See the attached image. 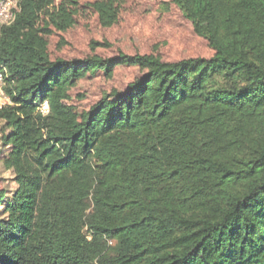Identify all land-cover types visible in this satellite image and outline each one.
I'll return each mask as SVG.
<instances>
[{
  "label": "trees",
  "instance_id": "16d2710c",
  "mask_svg": "<svg viewBox=\"0 0 264 264\" xmlns=\"http://www.w3.org/2000/svg\"><path fill=\"white\" fill-rule=\"evenodd\" d=\"M171 2L213 55L50 60L39 34L66 24L53 0H18L0 25L15 182L0 264H264V0ZM126 65L143 72L123 90L82 115L64 104L71 81Z\"/></svg>",
  "mask_w": 264,
  "mask_h": 264
},
{
  "label": "rangeland",
  "instance_id": "374dc122",
  "mask_svg": "<svg viewBox=\"0 0 264 264\" xmlns=\"http://www.w3.org/2000/svg\"><path fill=\"white\" fill-rule=\"evenodd\" d=\"M100 3L113 15L107 26L98 18ZM53 8L65 14L66 24L61 30L51 26L49 32L39 34L43 53L50 60L105 58L118 51L149 54L160 61L214 54L171 0H53ZM142 72V67L126 65L109 73L86 74L65 87L64 104L82 115L111 89L123 90ZM14 188L12 173L0 163V190Z\"/></svg>",
  "mask_w": 264,
  "mask_h": 264
},
{
  "label": "built area",
  "instance_id": "2783aa9c",
  "mask_svg": "<svg viewBox=\"0 0 264 264\" xmlns=\"http://www.w3.org/2000/svg\"><path fill=\"white\" fill-rule=\"evenodd\" d=\"M1 0L0 1V25L8 24L14 17V11L18 9V0ZM13 7H12V5ZM4 73L3 68L0 66V107L8 102V98L4 92ZM43 112L47 111L46 103L41 105Z\"/></svg>",
  "mask_w": 264,
  "mask_h": 264
}]
</instances>
